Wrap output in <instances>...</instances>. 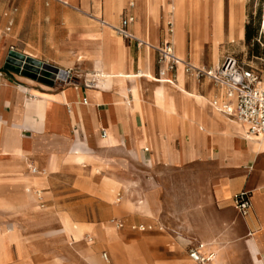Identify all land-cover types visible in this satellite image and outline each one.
I'll return each mask as SVG.
<instances>
[{
	"label": "crops",
	"instance_id": "1",
	"mask_svg": "<svg viewBox=\"0 0 264 264\" xmlns=\"http://www.w3.org/2000/svg\"><path fill=\"white\" fill-rule=\"evenodd\" d=\"M26 1L0 11V264H198L171 234L107 225L117 194L133 189L145 210L123 207L146 214L141 225H189L190 249L204 245L212 264H264V139L215 108L223 89L183 66L167 72L154 49L170 42L179 58L217 69L226 45L246 38L248 0ZM128 16L151 47L112 33ZM12 51L86 74L46 86L5 70ZM243 191L246 217L234 208ZM171 202L197 210L166 218Z\"/></svg>",
	"mask_w": 264,
	"mask_h": 264
},
{
	"label": "built area",
	"instance_id": "2",
	"mask_svg": "<svg viewBox=\"0 0 264 264\" xmlns=\"http://www.w3.org/2000/svg\"><path fill=\"white\" fill-rule=\"evenodd\" d=\"M133 22V17H124L119 25L113 26V31L129 43H135L137 47H151L149 43L137 38L129 30ZM169 28L170 32H172L171 24H169ZM154 49L158 55V64L165 66L167 72L174 73L179 66H183L187 74H192L199 79L206 78L216 87L223 89L225 100L222 102L214 101L213 105L215 108L230 120L246 125L251 136H261L264 139V85L257 72L244 68L232 56H227L217 69L205 70L196 67L190 62L179 58L170 42ZM160 73L162 75L164 71ZM161 81L171 83L169 80ZM96 85L95 81L86 83V86L90 88ZM103 135L105 136V133ZM32 172L36 173L37 169L32 168ZM251 207L250 192L243 191L235 196L234 208L240 216H248ZM118 225L122 227L121 224ZM201 249H203L202 245H199L198 248L190 249V258L198 264H212L214 255L204 256L200 252ZM103 259L105 262L110 263L109 256L106 253L103 254Z\"/></svg>",
	"mask_w": 264,
	"mask_h": 264
},
{
	"label": "rangeland",
	"instance_id": "3",
	"mask_svg": "<svg viewBox=\"0 0 264 264\" xmlns=\"http://www.w3.org/2000/svg\"><path fill=\"white\" fill-rule=\"evenodd\" d=\"M26 0H0V11L2 10L4 14L10 15L17 11V9L21 8L20 4L25 3ZM33 6L36 7V4L38 3V0H28ZM81 1V0H80ZM27 2V1H26ZM54 2L59 5L61 8H66V9H71L73 8L68 7L56 0H43L44 5ZM79 5V3H78ZM80 8L82 6L80 5ZM75 10V9H74ZM84 11V10H83ZM88 15H93L92 12L86 11ZM263 20H264V0H248L247 1V10H246V15H245V25H246V35L248 34L249 38H245L241 42H235V43H230L229 46L226 45L227 47V52L225 56L229 55L232 57H235L241 65L246 68V69H251L254 70L259 74L261 77V80L264 85V30L262 28L263 25ZM94 22V21H93ZM112 33L115 36H118L114 31ZM49 65V64H46ZM53 66L59 70L64 71V67L67 65L65 64H59L58 66L54 65H49ZM85 68L81 66H76L74 70L72 71V74H69L70 83H78L82 81V78L85 77ZM59 82H64V81H59ZM125 194L123 192L118 193L115 202H117L120 211L118 216L114 219L111 220V222L107 223L108 226L114 228L116 231L120 233H125V232H140L139 228L145 227L147 233H152L156 231H160L166 234H171L177 242H180L184 244V254L185 257L189 260H192L190 258V247L191 243L188 241V237L185 235L186 232H188V228L190 227L189 225H183V224H178V225H171L167 228L157 225H141L139 222L142 219L147 218L146 214L142 213L141 210L138 208L136 211H133L132 214H130L123 206L125 203L128 204H134L135 206H140V203L143 201L142 198H139V193L136 191V189H133L131 192H129L125 198ZM118 200H120L118 202ZM147 202V201H146ZM171 206L167 208L166 210V218H171L173 219L177 213L179 217H190V212H196V208H175L174 203H170ZM193 216V215H191ZM127 217H130L133 219L134 222L129 223L127 221ZM177 218V217H176ZM109 221V220H108ZM116 223H122L124 227L122 229H118L116 226ZM133 227H136V229H132ZM187 230V231H186ZM94 232V231H93ZM97 233V232H96ZM90 234V233H88ZM196 242H193L195 244ZM204 246V245H203ZM103 251H107L110 254V251L108 249H102L100 251V255ZM112 258V256H111ZM113 262L114 261V258ZM173 257L167 256L166 260H173Z\"/></svg>",
	"mask_w": 264,
	"mask_h": 264
},
{
	"label": "water",
	"instance_id": "4",
	"mask_svg": "<svg viewBox=\"0 0 264 264\" xmlns=\"http://www.w3.org/2000/svg\"><path fill=\"white\" fill-rule=\"evenodd\" d=\"M4 68L9 72L50 87H53L58 80L66 81L69 79V72L27 58L14 51L10 52Z\"/></svg>",
	"mask_w": 264,
	"mask_h": 264
},
{
	"label": "bare ground",
	"instance_id": "5",
	"mask_svg": "<svg viewBox=\"0 0 264 264\" xmlns=\"http://www.w3.org/2000/svg\"><path fill=\"white\" fill-rule=\"evenodd\" d=\"M105 2H106V1H105ZM105 2H104V3H105ZM97 3H98V2H97ZM119 5H120V4H119ZM120 8H121V7H120ZM121 9H122V8H121ZM104 17H105V16H104ZM108 17H109V15H108ZM111 17H112V15H111ZM105 19H106V18H105ZM109 19H110V18H109ZM262 23H263L262 28H263V30H264V20H263ZM101 27H102V26H101ZM89 48H90V47H89ZM91 48H92V47H91ZM111 56H112V54H111ZM84 58H85V60H86L87 63H90V62H91V58H88V57H83V56H81L79 59L82 60V59H84ZM197 63H198V62H197ZM101 75L104 76V74H101ZM111 75H112V74H111ZM99 79H100V78H99ZM98 81H99V80H98ZM107 83H108V82H107ZM109 84H110V83H109ZM246 136H251V135L247 132ZM145 204H146V202L141 203V205H140V206H141V207H140L141 210H145V208H144V207H145ZM10 207H11V206H10ZM78 227H79V226H73V228H75V229H78Z\"/></svg>",
	"mask_w": 264,
	"mask_h": 264
},
{
	"label": "trees",
	"instance_id": "6",
	"mask_svg": "<svg viewBox=\"0 0 264 264\" xmlns=\"http://www.w3.org/2000/svg\"><path fill=\"white\" fill-rule=\"evenodd\" d=\"M246 38H247V39L249 38L248 34L246 35Z\"/></svg>",
	"mask_w": 264,
	"mask_h": 264
}]
</instances>
